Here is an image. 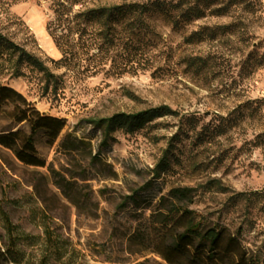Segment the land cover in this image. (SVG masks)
Segmentation results:
<instances>
[{
    "label": "rangeland",
    "instance_id": "obj_1",
    "mask_svg": "<svg viewBox=\"0 0 264 264\" xmlns=\"http://www.w3.org/2000/svg\"><path fill=\"white\" fill-rule=\"evenodd\" d=\"M52 19L47 0H0V31L43 60L62 86L46 93L38 73L14 78L8 68L0 85L66 120L52 145L36 136L44 167L26 166L0 146V251L10 249L0 264H165L155 247L174 209L161 198L173 187L195 188L191 208L237 234L247 256L264 264V0H241L227 16L207 15L181 31L152 19L151 33L96 73L83 70L89 60L79 71L50 62L61 57ZM201 30L204 40H186ZM159 106L177 115L133 134L117 131L106 144L90 123ZM7 124L0 118V129ZM166 151L168 170L154 179ZM213 180L226 190L205 188ZM238 193L250 200L237 201ZM1 211L15 227L13 242Z\"/></svg>",
    "mask_w": 264,
    "mask_h": 264
},
{
    "label": "trees",
    "instance_id": "obj_2",
    "mask_svg": "<svg viewBox=\"0 0 264 264\" xmlns=\"http://www.w3.org/2000/svg\"><path fill=\"white\" fill-rule=\"evenodd\" d=\"M241 0H147L108 3L105 0H47L53 19L48 24L49 35L61 57L50 60L56 69L64 67L68 71L80 70L82 60L93 65L83 70L99 72L102 61L114 62L113 54L122 50L134 38L151 33L150 20H160L181 31L207 15L227 16L229 9L240 4ZM155 23V22H154ZM229 30L230 26L222 27ZM232 33H228L230 36ZM206 34L193 32L186 40L202 41ZM212 37V34H210ZM97 59V62H95ZM8 68L14 78L21 77L24 70L41 75L44 92L57 93L61 89V76L56 75L37 55L28 51L24 45L16 43L0 31V70ZM177 113L168 106L149 108L134 113H117L107 118L90 121L102 132V142L113 140V134L122 131L133 134L147 124ZM0 118L8 124L0 129V146L12 153L14 158L32 167H44L45 162L36 151V136H41L52 145L63 128L66 120L38 112L32 104L15 90L0 85ZM25 124L27 132L17 128ZM167 151L156 163L151 173L154 179L161 178L168 170ZM210 191L223 193L226 189L219 181L206 184ZM209 191V192H210ZM196 189L173 187L161 201L173 206L170 211L169 226L155 247V254L165 264H256L247 256L237 234L218 223L209 221L205 216L191 208L194 204ZM234 199L250 200L243 193ZM1 217L8 238L13 242L14 226L7 213ZM9 243V245L11 244ZM0 260L4 262L5 254Z\"/></svg>",
    "mask_w": 264,
    "mask_h": 264
}]
</instances>
